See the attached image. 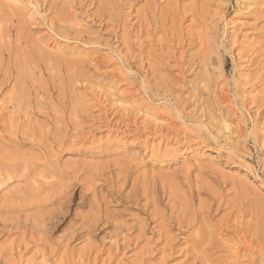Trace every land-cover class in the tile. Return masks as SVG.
Masks as SVG:
<instances>
[{"label": "rangeland", "instance_id": "1", "mask_svg": "<svg viewBox=\"0 0 264 264\" xmlns=\"http://www.w3.org/2000/svg\"><path fill=\"white\" fill-rule=\"evenodd\" d=\"M0 121V264H264V0H0Z\"/></svg>", "mask_w": 264, "mask_h": 264}, {"label": "bare ground", "instance_id": "2", "mask_svg": "<svg viewBox=\"0 0 264 264\" xmlns=\"http://www.w3.org/2000/svg\"><path fill=\"white\" fill-rule=\"evenodd\" d=\"M203 49V52L205 53V56H204V59L206 58V53H208L207 52V50H208V47H203L202 48ZM4 81H5V78H4ZM1 120H2V118H1ZM1 122V121H0ZM0 187H2V186H0ZM205 229V228H204ZM199 233V232H198ZM205 235V234H204ZM199 236V235H198ZM198 240H199V238H198ZM201 242V241H200ZM198 243V242H197ZM245 246H246V249H247V251H248V255H250V257H253V258H255V254H256V252H258L259 250H258V245H256V243L255 242H252V243H246L245 244ZM255 251V252H254ZM261 251V250H260ZM259 251V252H260ZM196 253V252H195ZM204 253V252H203ZM199 254V253H198ZM198 254H197V256H198ZM263 253L262 252H260V255H262ZM200 255V254H199ZM196 256V257H197ZM201 256H202V254H201ZM203 257V256H202ZM201 258V257H200ZM253 260V259H252Z\"/></svg>", "mask_w": 264, "mask_h": 264}]
</instances>
